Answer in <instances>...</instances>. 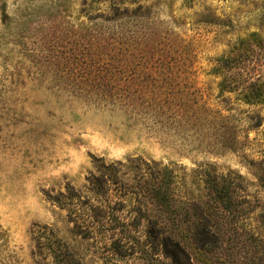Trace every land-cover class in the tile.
Returning a JSON list of instances; mask_svg holds the SVG:
<instances>
[{
  "label": "rangeland",
  "instance_id": "obj_1",
  "mask_svg": "<svg viewBox=\"0 0 264 264\" xmlns=\"http://www.w3.org/2000/svg\"><path fill=\"white\" fill-rule=\"evenodd\" d=\"M81 2L0 0V264H49L48 238L73 264H172L162 234L145 239V218L158 216L149 202L122 255L74 231L54 197L69 186L83 194L98 159L169 168L182 203L207 200L206 172L230 177L247 210L239 222L257 232L264 104L220 94L211 68L239 38L264 35V0H148L129 36ZM252 245H236L234 264H249Z\"/></svg>",
  "mask_w": 264,
  "mask_h": 264
},
{
  "label": "trees",
  "instance_id": "obj_2",
  "mask_svg": "<svg viewBox=\"0 0 264 264\" xmlns=\"http://www.w3.org/2000/svg\"><path fill=\"white\" fill-rule=\"evenodd\" d=\"M147 1L82 0L80 11L94 13L102 22L112 24L109 28L115 34L129 36L130 25L149 11ZM238 45L239 51L231 50L220 56L211 68L220 77L219 93L234 92L237 100L245 104H264V35L251 32L239 38ZM160 66L150 67L153 68L150 73ZM109 87L101 84L97 90L105 92ZM140 88H153V84ZM157 105L170 109L177 102L159 99ZM140 161L135 158L127 163H106L98 159L96 171L88 178L83 194L69 186L54 197L67 210L77 234L84 238L99 235L110 242L115 254L122 255L123 246L131 242V231L145 217L142 208L147 209L149 202L158 216L145 218V239L153 240L162 234L161 250L172 264H234L231 252L237 244L246 247L248 242L253 243L249 250L253 256L247 262L264 264V226L257 225V232L241 226L239 221L247 210L241 206L230 177L206 172L207 200L182 203L175 194L172 171L147 162L142 168ZM262 171L258 181L264 187ZM170 244L175 247L173 250L168 248ZM43 248L47 251L44 257L51 259L47 263L73 264L70 254L62 252L58 240L46 239ZM217 249L223 251L224 260L216 255Z\"/></svg>",
  "mask_w": 264,
  "mask_h": 264
}]
</instances>
